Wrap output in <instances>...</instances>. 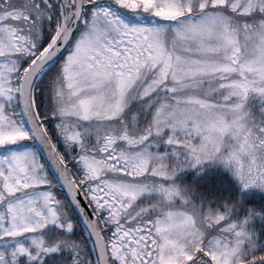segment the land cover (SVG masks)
Returning a JSON list of instances; mask_svg holds the SVG:
<instances>
[{
	"label": "snow or ice",
	"instance_id": "1",
	"mask_svg": "<svg viewBox=\"0 0 264 264\" xmlns=\"http://www.w3.org/2000/svg\"><path fill=\"white\" fill-rule=\"evenodd\" d=\"M0 264H264V0H0Z\"/></svg>",
	"mask_w": 264,
	"mask_h": 264
}]
</instances>
